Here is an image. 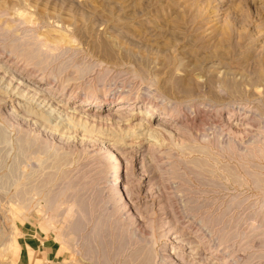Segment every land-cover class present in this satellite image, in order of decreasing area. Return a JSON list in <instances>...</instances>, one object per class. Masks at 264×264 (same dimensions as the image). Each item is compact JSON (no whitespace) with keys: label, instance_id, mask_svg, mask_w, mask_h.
<instances>
[{"label":"rangeland","instance_id":"obj_1","mask_svg":"<svg viewBox=\"0 0 264 264\" xmlns=\"http://www.w3.org/2000/svg\"><path fill=\"white\" fill-rule=\"evenodd\" d=\"M22 240L57 251L37 264H264V0H0V264Z\"/></svg>","mask_w":264,"mask_h":264},{"label":"bare ground","instance_id":"obj_2","mask_svg":"<svg viewBox=\"0 0 264 264\" xmlns=\"http://www.w3.org/2000/svg\"><path fill=\"white\" fill-rule=\"evenodd\" d=\"M31 55V54H30ZM18 74V73H17ZM16 77V76H15ZM19 77V76H18ZM22 78H23V75H21V77L19 78L20 80H22ZM25 80V79H24ZM26 81V80H25ZM25 81H23V82H25ZM10 82H11V80H10ZM9 82V83H10ZM12 82H13V80H12ZM11 82V83H12ZM30 82V81H29ZM28 82V83H29ZM26 83V82H25ZM19 85V84H18ZM17 85V86H18ZM23 85V84H22ZM31 85V84H30ZM33 87V86H32ZM35 88V87H34ZM27 89H28V87H27ZM31 89V88H30ZM18 90V89H17ZM37 90V89H36ZM23 91H25V90H23ZM29 91V90H28ZM32 92V91H31ZM41 93V92H40ZM34 94V93H33ZM32 94V95H33ZM37 97H38V95H36ZM91 96V95H90ZM89 96V97H90ZM33 97H35V95L33 96ZM42 97V96H41ZM92 97V96H91ZM40 98V97H39ZM98 98V97H97ZM38 99V98H37ZM41 99V98H40ZM44 100V99H43ZM124 100V99H123ZM80 102H82V103H94V102H97V99L96 98H86V99H81L80 100ZM117 103V107H110V108H108L106 111H111V110H115L116 112H117V114H119L120 113V115H124V113H123V111H125V110H135V109H137V107H138V102L136 101V100H133L132 101V103L131 104H129V107L128 108H125V109H122L121 108V106H122V104H124V102L122 101V99H118V100H112L111 101V103ZM107 103H108V101H107ZM140 103V102H139ZM140 108V107H139ZM61 111V110H60ZM52 112V115H53V113L55 112L54 110H52L51 111ZM51 112H50V114H51ZM63 113V112H62ZM179 113H181V112H179ZM49 114V113H48ZM49 114V115H50ZM167 117H169L170 119L169 120H171V118H173L174 117V115L172 116L171 114H169ZM164 118V117H163ZM166 118H164V120L162 119L161 121H160V126H163V127H161L163 130L162 131H164V132H168L169 133V135H171L172 134V132H171V129L169 130V127H170V122L169 121H167V120H165ZM20 121V120H19ZM171 121H173V122H176V120L175 119H172ZM190 121V120H189ZM159 122V121H158ZM191 124L190 125H184V123H176V125H175V127H176V131H177V136L179 135V136H181L185 131H186V127H189V128H191V130H192V128L194 127L195 128V125H194V122H190ZM180 124V126H178ZM41 131V130H40ZM161 131V132H162ZM173 131V130H172ZM2 133V132H1ZM167 133V134H168ZM178 138V137H177ZM189 139V138H188ZM2 141V140H1ZM207 141L208 140H204L203 142H205V143H207ZM183 142V141H182ZM204 143V144H205ZM234 143V142H233ZM254 144V143H253ZM37 145V143H36V141H30V142H28V143H25V148H26V153H28V150L29 151H31L35 146ZM162 146V145H161ZM197 145H195V146H192L191 148H189V150L191 151V150H193V152H199L200 154L202 153V154H204V156L206 155V156H210V148L208 147V146H204V145H198L197 147H196ZM240 146V145H239ZM102 147V146H101ZM184 147V146H183ZM150 148H152V147H150ZM224 148V147H223ZM35 149V148H34ZM49 149H50V147H45V150H44V152H42V153H38V154H36V155H31V153L28 155V154H26V157L29 159V160H31V161H35L36 163H38L39 165L41 164H45V163H43V161H44V158H42V155H46L48 152H49ZM109 153L110 154H113V155H116V157L115 158H117V161H118V163L117 164H119V163H122L123 164V161H122V158H121V156L116 152L117 150H115L114 149V147L112 146V147H109ZM224 151V150H223ZM251 151V150H250ZM253 151V150H252ZM35 152H36V150H35ZM105 152H106V150H105ZM192 152V151H191ZM192 152V153H193ZM210 152V153H209ZM230 152V151H229ZM232 152V151H231ZM33 153H34V151H33ZM221 153V152H220ZM239 153V152H238ZM248 153H249V151H248ZM253 153V152H252ZM214 154V153H213ZM232 154H234V153H232ZM250 154V153H249ZM238 155V154H237ZM254 155V154H253ZM259 155V154H258ZM47 156V155H46ZM223 156V155H222ZM222 156H220V157H222ZM240 156V155H239ZM251 157V156H250ZM249 157V158H250ZM209 158V157H208ZM248 158V159H249ZM252 158V157H251ZM205 159V158H204ZM207 159V158H206ZM218 160H219V158H217ZM48 160V159H47ZM112 160V159H111ZM55 161H56V164H55V167L53 168V170L54 169H56V172L55 173H51V174H47V176L48 177H46L47 179L46 180H44L43 179V181H41V182H39L38 184L37 183H35L34 181H32V180H30L32 177H34L33 175H34V173H35V170H34V168H35V164H34V166H33V162H32V164H30V165H27L28 166V168H30L32 171L30 172V174H27V175H25V174H23V177H25V179L27 180H25V182L21 185V187H20V189H19V191L17 192V198H18V201H20V203H22L23 204V206H24V208H26L27 206V204L30 202V200H32V197L33 196H39L40 194H41V192H42V189H44V188H46L47 186H48V184H50L52 181H53V179H55V177L53 178L52 176H56V174L59 172V169H60V167L63 165V163L66 161V158H65V156L64 155H59V154H55ZM71 160H69V162H70ZM195 161V160H194ZM202 161V160H201ZM216 161V160H215ZM69 162H68V165H69ZM193 163V162H192ZM210 163V162H209ZM217 163V162H216ZM190 164V163H189ZM194 164H195V166H196V168L197 167H199V166H206V165H208V163H206L205 161H202L201 163H200V161L197 163V164H199V165H197L195 162H194ZM220 164H222L221 162L219 163V165ZM114 166V163H112L110 166ZM64 166V165H63ZM62 166V167H63ZM184 166V165H183ZM242 166V165H241ZM251 166V165H250ZM209 167H211V166H209ZM209 167H207V168H209ZM224 167V166H223ZM47 168H49V167H47ZM200 168V167H199ZM122 169V168H121ZM121 169H120V167L119 166H117V167H115V168H111V170H110V175H111V173H113V180H112V183H113V186H112V189H111V198H114V199H116V200H118V201H125V200H127L126 198H127V196H128V190H127V196H126V190H125V188H123V186H122V182H123V175H122V172H121ZM192 169V168H191ZM201 169V168H200ZM189 170H190V168H189ZM69 172V171H68ZM129 172V171H128ZM195 173H198V172H195ZM63 174V173H62ZM107 174V173H106ZM115 174H117V176H115ZM189 174V173H188ZM67 175H69L70 176V174L68 173H65L64 172V176H65V178L67 177ZM63 176V175H62ZM64 176L62 177V179L64 178ZM109 177V176H108ZM61 179V180H62ZM67 179V178H66ZM109 179V178H108ZM241 179V178H240ZM116 180V181H115ZM187 180V179H186ZM244 180V179H243ZM242 180V181H243ZM120 181V182H119ZM111 182V181H110ZM237 182V181H236ZM119 184H120V186H119ZM112 185V184H111ZM108 187V186H107ZM64 189H66L65 187H63ZM56 189L55 191H50L46 196H45V198L47 199V201H51V206H52V208L54 209V207L55 206H57V204H58V200H59V198H61V197H63V195L65 194V190L64 189ZM67 189H69V188H67ZM69 196V195H68ZM35 198V197H34ZM33 198V199H34ZM130 198V197H129ZM61 200V199H60ZM125 202H127V201H125ZM50 204V203H49ZM74 207L75 206H71V208L67 211V214H64V217H66L65 219H63V221H62V219H61V222H62V224H61V228L63 229L64 227H66V229L64 228V230L67 232H65V233H63V230H61L60 232H62V235L63 236H67L68 234H70V232H68V230L70 229V227L72 228V225L74 224L72 221H71V219H75L76 217H77V221H84L83 219H79L80 217H81V212H83L82 210H81V212H78V211H76V209L74 210ZM49 210V209H48ZM47 210V211H48ZM51 210V209H50ZM86 210V209H85ZM88 211V210H87ZM86 214V213H85ZM66 215V216H65ZM73 216H75V218H73ZM63 217V216H62ZM82 218V217H81ZM54 220V219H53ZM97 220V219H96ZM71 221V222H70ZM75 222V224L77 223L76 222V220L74 221ZM79 223V222H78ZM82 223V222H81ZM81 223H80V225H81ZM85 223V222H84ZM90 225V224H89ZM75 226V225H74ZM78 226H79V224H78ZM82 226H84V225H82ZM75 229V228H74ZM75 230H77V229H75ZM69 236V235H68ZM62 239H64V238H62ZM142 253H143V251H142ZM133 255V254H132ZM136 255V254H135ZM133 257V256H132ZM131 257V258H132ZM137 258V257H136ZM134 260H136L135 258H134ZM133 262V261H132ZM136 262V261H135Z\"/></svg>","mask_w":264,"mask_h":264},{"label":"crops","instance_id":"obj_3","mask_svg":"<svg viewBox=\"0 0 264 264\" xmlns=\"http://www.w3.org/2000/svg\"><path fill=\"white\" fill-rule=\"evenodd\" d=\"M18 253L25 264H37L55 258L56 250L44 242L22 240L18 243Z\"/></svg>","mask_w":264,"mask_h":264}]
</instances>
